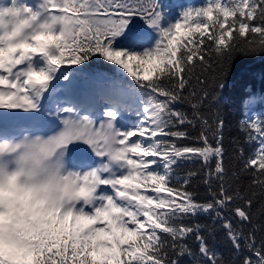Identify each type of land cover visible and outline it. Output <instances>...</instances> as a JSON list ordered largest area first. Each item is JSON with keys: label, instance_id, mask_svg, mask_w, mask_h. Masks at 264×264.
I'll list each match as a JSON object with an SVG mask.
<instances>
[{"label": "snow or ice", "instance_id": "snow-or-ice-1", "mask_svg": "<svg viewBox=\"0 0 264 264\" xmlns=\"http://www.w3.org/2000/svg\"><path fill=\"white\" fill-rule=\"evenodd\" d=\"M165 8L0 2V122L58 119L55 147L84 145L99 158L64 186L67 206L5 192L0 264H264V117L241 123L250 152L239 141L230 149L218 91L236 54L264 52V0H205L175 18ZM94 58L130 79L99 77L95 93L77 99V74ZM214 65L222 71L210 82ZM202 215L211 225L193 222ZM217 228L230 256L210 243Z\"/></svg>", "mask_w": 264, "mask_h": 264}, {"label": "trees", "instance_id": "trees-1", "mask_svg": "<svg viewBox=\"0 0 264 264\" xmlns=\"http://www.w3.org/2000/svg\"><path fill=\"white\" fill-rule=\"evenodd\" d=\"M214 71L209 73V81H212L214 75H218L222 71L221 67L214 65ZM84 71L105 74L107 76H115L117 74L116 66L109 65L102 59L94 58L89 62V66ZM225 88L219 91V114L224 120V137L225 144L231 149L235 141H239L246 152H250L254 145L246 143V132L242 130L241 123L253 116L264 117V52L254 54H236L228 68L225 76ZM215 103V102H213ZM215 110V109H213ZM239 166V162H237ZM191 165H185L181 169V174ZM246 183L250 177L242 178ZM203 191V187L200 188ZM193 222L211 225V219L208 216H200ZM264 223V216L259 221ZM70 223V221H69ZM207 233V230H205ZM264 236V233L257 232V237ZM210 243L216 249L230 256L229 245L223 231L216 229L209 236ZM189 245L198 251V245L194 241H188ZM182 264H193L191 257H181Z\"/></svg>", "mask_w": 264, "mask_h": 264}, {"label": "bare ground", "instance_id": "bare-ground-1", "mask_svg": "<svg viewBox=\"0 0 264 264\" xmlns=\"http://www.w3.org/2000/svg\"><path fill=\"white\" fill-rule=\"evenodd\" d=\"M29 3L35 4L38 3L39 0H27ZM99 86L96 79H93L91 81H86L82 84H76L74 83L72 93L73 96L77 99H83L85 97H90L95 93L96 88ZM44 103V102H43ZM48 103V102H47ZM45 107L51 108L50 105H47L46 103ZM96 109V107H95ZM131 119H135L134 117L128 116ZM24 119H14L12 117H9L5 120H3L0 123L5 124V127L10 128V130H7L5 133H0V138L3 139H9L17 134H20L21 130L23 129L26 131L27 129H30L33 126L44 124L45 119H36V118H28L23 117ZM35 123L33 126H24L30 125V123ZM59 123V122H54ZM27 137V136H26ZM64 153L67 151L66 146L61 145L59 148L58 154L56 156H37L33 159H29L26 157L22 147L19 145H16V147L12 146L11 149L9 148H0V177L2 176V166L7 163L9 166L11 163H17V168H20L25 171L24 176H35L39 178H45L49 175H52V171L55 167L56 162H60L59 155L61 152ZM82 161H85V165H88V160L81 158ZM99 163L98 161L92 162Z\"/></svg>", "mask_w": 264, "mask_h": 264}, {"label": "clouds", "instance_id": "clouds-1", "mask_svg": "<svg viewBox=\"0 0 264 264\" xmlns=\"http://www.w3.org/2000/svg\"><path fill=\"white\" fill-rule=\"evenodd\" d=\"M48 148L55 150L54 138H49L42 141ZM9 176L0 177L3 181L0 184V191L15 192L18 196H28L35 199L45 201L47 204L62 203L65 206L72 201L69 194L65 193L64 186L70 182L64 181L58 175H53L47 178H39L35 176H20L16 175L15 181H9ZM20 185L24 186L21 189Z\"/></svg>", "mask_w": 264, "mask_h": 264}, {"label": "rangeland", "instance_id": "rangeland-1", "mask_svg": "<svg viewBox=\"0 0 264 264\" xmlns=\"http://www.w3.org/2000/svg\"><path fill=\"white\" fill-rule=\"evenodd\" d=\"M164 0H162L163 2ZM191 0H186V4L189 2L190 3ZM176 2L178 4H181L182 1L181 0H176ZM194 4H197V2H193ZM180 11V10H179ZM183 10L180 11V13L182 12ZM138 27H140L141 29H144L145 28V25H144V22H138L137 23ZM153 40V39H152ZM123 76L124 78H127V79H130V76H128L126 73H124L123 71H119ZM60 94H64V93H57V96L59 97ZM48 97H46L47 99ZM45 99V100H46ZM48 119H52V118H48ZM102 119V118H100ZM55 138V137H53ZM42 141H46V140H36V141H32V144L34 145V147L38 148V147H42V148H45V149H49L45 144L42 143ZM56 151L58 150V147L55 148ZM12 175H20L22 176L21 174H13L12 172L8 171L6 173L5 176H12ZM75 178V175L73 174H70V175H65V176H62L61 179L64 180V181H67V182H71V180H73ZM103 251V250H102Z\"/></svg>", "mask_w": 264, "mask_h": 264}]
</instances>
